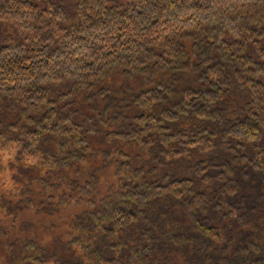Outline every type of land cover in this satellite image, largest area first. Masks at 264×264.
<instances>
[{
    "label": "trees",
    "instance_id": "obj_1",
    "mask_svg": "<svg viewBox=\"0 0 264 264\" xmlns=\"http://www.w3.org/2000/svg\"><path fill=\"white\" fill-rule=\"evenodd\" d=\"M0 26L6 264H264V0H0Z\"/></svg>",
    "mask_w": 264,
    "mask_h": 264
},
{
    "label": "rangeland",
    "instance_id": "obj_2",
    "mask_svg": "<svg viewBox=\"0 0 264 264\" xmlns=\"http://www.w3.org/2000/svg\"><path fill=\"white\" fill-rule=\"evenodd\" d=\"M3 26H0V32L1 31H5V29L2 28ZM7 31V30H6ZM2 35H0L1 37ZM1 132H4L3 130H0ZM216 139H219V137H216ZM3 142V141H2ZM262 144H264V139ZM220 149V146H218ZM218 149V150H219ZM235 150H233L234 152ZM251 152V150H250ZM217 153V152H216ZM221 153V154H220ZM11 150L7 149L6 150H0V195L3 194L5 197H11L14 194V186L12 185V171L10 170V168L8 167L7 162L9 161V159L11 158ZM217 154H220V157H222L223 159H225V161L229 160L231 157L229 155H227L226 151H222V149L220 150V152L218 151ZM234 154L236 155L233 159H232V163L234 164H239L238 168H241L242 170H246V166L245 165L247 163V161L249 159L248 156H253L250 153H247V151H242V152H238L236 150V152H234ZM233 155V153L231 154ZM216 159H218V156H215ZM247 157V158H246ZM245 159V160H244ZM221 168H224L222 166L226 165L224 162H221ZM232 164V165H234ZM244 164V165H243ZM245 174H241L240 179L243 181L245 178ZM254 176H262L261 174H255ZM238 176L235 177V179H231L232 182L236 183L237 182V178ZM257 178V177H256ZM264 179L262 178V181ZM264 183V181H263ZM73 193V192H72ZM68 194V193H66ZM61 195V192L58 191V204H57V198H55L54 200V204L51 205L52 207V213L51 214H46L44 216V218L48 219H58V224L61 223V221L63 219H65L70 212H75L81 209V204L77 205L74 203V199L79 195V193H74L72 194L71 198L69 199L68 203H61L59 201V197ZM30 214L32 215L33 220L37 219L38 216H34L33 212H30ZM31 216L29 215V218ZM60 231V229H58V232ZM6 257H4V252H0V264H6Z\"/></svg>",
    "mask_w": 264,
    "mask_h": 264
},
{
    "label": "bare ground",
    "instance_id": "obj_3",
    "mask_svg": "<svg viewBox=\"0 0 264 264\" xmlns=\"http://www.w3.org/2000/svg\"><path fill=\"white\" fill-rule=\"evenodd\" d=\"M161 210V209H160Z\"/></svg>",
    "mask_w": 264,
    "mask_h": 264
}]
</instances>
